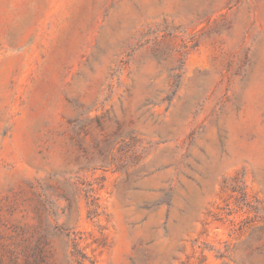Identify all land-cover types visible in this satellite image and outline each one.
Returning a JSON list of instances; mask_svg holds the SVG:
<instances>
[{
  "label": "rangeland",
  "instance_id": "374dc122",
  "mask_svg": "<svg viewBox=\"0 0 264 264\" xmlns=\"http://www.w3.org/2000/svg\"><path fill=\"white\" fill-rule=\"evenodd\" d=\"M0 264H264V0H0Z\"/></svg>",
  "mask_w": 264,
  "mask_h": 264
}]
</instances>
